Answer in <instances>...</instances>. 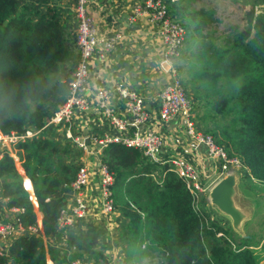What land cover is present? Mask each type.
<instances>
[{
	"label": "trees",
	"instance_id": "1",
	"mask_svg": "<svg viewBox=\"0 0 264 264\" xmlns=\"http://www.w3.org/2000/svg\"><path fill=\"white\" fill-rule=\"evenodd\" d=\"M193 8L187 14V28L196 32L193 86L202 81L215 94V112L233 114L228 123H217L221 138L215 140L241 158L246 175L264 184V9L255 12L251 3L245 22L217 44L219 36L211 32L214 12ZM77 59L74 36L52 0H0V131L40 127L68 95ZM56 136L53 130L51 136L41 134L17 144L30 193L15 157L8 152L0 157L1 196L7 207H21L18 214L26 223L38 218L31 198L41 211L39 232L11 240L14 264H47L46 252L53 264L62 261L55 249L45 248L44 237L58 234L56 220L78 168L73 161L83 150ZM101 160L114 175L112 197L127 218L118 236L125 245L123 264H140L149 253L163 257L164 264H264V236L252 243L250 235L232 233L197 203L171 163L150 162L138 149L116 142L105 145ZM75 226L80 228L76 232L66 229V264L75 259L107 264L97 245L103 228L90 221ZM0 264H9L1 251Z\"/></svg>",
	"mask_w": 264,
	"mask_h": 264
},
{
	"label": "built area",
	"instance_id": "2",
	"mask_svg": "<svg viewBox=\"0 0 264 264\" xmlns=\"http://www.w3.org/2000/svg\"><path fill=\"white\" fill-rule=\"evenodd\" d=\"M70 2L75 20L73 36L78 59L67 82L68 95L51 116L44 119L40 127L27 125L20 132L4 133L0 131V157L8 152L18 159L20 148L17 144L19 142L41 134L51 136L53 130L62 131L64 138L81 148L84 153L88 149L86 137L74 135L72 125L75 112L79 109H88L87 92L91 90L92 95L95 96L94 99L102 108L103 114L116 131L111 135L97 138L96 150L100 155L108 142H116L138 149L143 158L150 162L160 165L169 162L198 201L200 194L207 189L205 177L185 156L168 157L163 154L161 135L148 126V122L152 120L153 112L147 111L145 107L147 97L123 84L97 86L95 90L94 87H90L88 80L92 57L97 55L104 58L113 51L118 41V35H99L96 32L93 17L88 8V0H70ZM138 14H145L156 24V30L161 40L159 65L163 71L171 74L169 81L156 93L159 118L169 120L173 116H179V121L189 138L196 144L203 145L207 156L216 164L219 179L229 173L235 174L239 169L245 167L241 158L236 154L229 153L227 148L218 143L211 133L201 131L194 121L193 100L187 92L176 61L185 39L183 26L169 15L167 3L164 0H143L136 3L129 19L133 20ZM88 181L87 166L78 165L76 174L70 182V189L65 193V197L66 195L68 197L59 211L56 230L66 231L68 227L74 228L78 222H83L88 216L89 205L85 193ZM113 181V173L102 162L100 156L98 208L102 213L101 219L106 222L114 220L116 213L120 210L112 197ZM25 187L27 188V185ZM211 188L212 186L208 188L209 191ZM12 209L15 210L13 216H0V238L12 240L18 234L36 233L41 230V222L26 223L24 221L18 214L22 211L21 207H12ZM70 264H87V262L75 259Z\"/></svg>",
	"mask_w": 264,
	"mask_h": 264
},
{
	"label": "crops",
	"instance_id": "3",
	"mask_svg": "<svg viewBox=\"0 0 264 264\" xmlns=\"http://www.w3.org/2000/svg\"><path fill=\"white\" fill-rule=\"evenodd\" d=\"M142 1L88 0V8L93 17L96 32L99 35H118V41L113 51L104 58H100L97 55L92 57L88 80L90 87H94L95 90L97 86L123 84L147 97L145 107L147 111L153 112L152 120L148 122V126L161 135L163 154L168 157L183 155L195 164L196 168L205 177L206 182H208L211 174H216L218 181L219 171L216 164L207 156L203 145H198L189 138L179 121V116L164 120L159 118L157 114L158 102L156 93L169 81L171 74L163 71L159 65L161 40L156 30V24L145 14H138L133 20L129 19L133 6ZM164 1H172L173 3V0ZM52 4L56 6L66 28L72 30L75 20L70 0H52ZM178 59L179 57L176 59L179 70ZM87 93L89 107L88 109H79L75 112L72 125V133L86 137L88 144V149L83 155L73 161L77 165H86L89 171V181L85 187L89 213L84 221H91L103 228L104 235L98 238L97 245L99 251H104V255L107 257V264H123L125 261V245L120 240L119 243L117 241L112 243V240H114L115 236L118 237V230L123 227L127 218L119 210L114 220L103 221L101 219L102 213L98 208V179L101 155L96 150L98 146L96 140L99 137L111 135L115 129L103 114L102 108L94 99L95 96L92 95V91L89 90ZM56 138L64 139L62 131L59 130L57 132ZM17 166L23 176L24 185H26L25 181L28 178L25 177L19 162ZM3 181L4 178L0 177V213L2 216L11 217L15 214V210L8 208L7 199L1 196ZM66 197L68 196L66 195ZM232 200L241 213L237 224L239 226L251 216L252 206L246 208V206L239 204L235 199L232 198ZM34 207L37 212L38 223H40L41 211L37 209L36 200H34ZM233 227L235 228L236 226ZM79 229L76 227L72 228L75 232ZM56 231H58V234H50L44 237V245L46 249L48 247L55 249L57 256L61 257L62 261L57 264H66L64 260V255L67 251L66 231ZM108 240L111 241L110 244H108ZM10 242L11 239L0 238V250L7 255L9 264H14L9 251ZM46 256L47 262L52 263L48 252H46Z\"/></svg>",
	"mask_w": 264,
	"mask_h": 264
},
{
	"label": "rangeland",
	"instance_id": "4",
	"mask_svg": "<svg viewBox=\"0 0 264 264\" xmlns=\"http://www.w3.org/2000/svg\"><path fill=\"white\" fill-rule=\"evenodd\" d=\"M169 7V15L176 21L180 22L185 30V38L183 47L179 56V73L186 85L187 92L191 99L193 100V118L196 125L201 131L206 130V132L211 133L215 139L221 138L220 129L218 124L228 123L232 118L233 114H221L215 112V106L213 104V98L215 94L211 95L209 89H205L201 84L195 83L192 78V68L191 64L193 61V48L196 39V32L189 30L187 28L188 23V11L191 8L204 7L207 10H212L214 12V21L211 23V32L219 36L215 39L217 44L222 42V38H226L228 34H231L233 28L237 25H241L245 22L243 15L245 11L250 8L251 3H254L255 12H260L264 9V1L257 0H173L167 1ZM172 3V4H171ZM193 8V9H194ZM70 36L73 35L72 30L68 29ZM221 80L216 83L220 86ZM233 113V112H232ZM218 123V124H217ZM224 144V143H223ZM246 169H239L235 173V186L232 194V198L239 204L246 206V208L251 207V216L246 219V221L237 225L239 220L233 221L231 216L221 211L215 204L211 202V197L209 194V187L213 186L217 181L216 174H211L206 182V191L200 194L198 203L202 204L212 216L220 218L222 223L226 224L232 233L239 235H250L251 242L256 243L258 240L261 242V237L264 236V184L258 182L255 179H251L246 175ZM245 212V211H244ZM242 221V220H241ZM234 222V224H232ZM233 226H236L235 228ZM123 228V227H122ZM122 228L119 231H122ZM101 240V238H100ZM119 243L118 237L115 236L112 243ZM108 240V244H110ZM124 245V244H123ZM253 247V245H251ZM256 250V249H254ZM258 251V250H256ZM70 252V250L68 251ZM103 254L104 251L101 250ZM158 254H146L144 257L139 259L140 264H164L163 257L158 258ZM159 256V255H158ZM263 258L260 259V261ZM54 263V260H51ZM90 262V261H89ZM47 262V264H52ZM131 264H138L132 262Z\"/></svg>",
	"mask_w": 264,
	"mask_h": 264
},
{
	"label": "water",
	"instance_id": "5",
	"mask_svg": "<svg viewBox=\"0 0 264 264\" xmlns=\"http://www.w3.org/2000/svg\"><path fill=\"white\" fill-rule=\"evenodd\" d=\"M235 175L229 173L220 178L211 188L209 194L211 202L221 211L230 215L234 221L239 220L241 213L236 208L232 200L234 191Z\"/></svg>",
	"mask_w": 264,
	"mask_h": 264
},
{
	"label": "clouds",
	"instance_id": "6",
	"mask_svg": "<svg viewBox=\"0 0 264 264\" xmlns=\"http://www.w3.org/2000/svg\"><path fill=\"white\" fill-rule=\"evenodd\" d=\"M166 2V1H165ZM169 7V5H168V3H167V8ZM185 40H186V38H185ZM183 47V46H182ZM181 50H182V48H181ZM181 53V52H180ZM179 56H180V54H179ZM178 56V57H179ZM177 57V58H178ZM13 156V155H12ZM13 157H15V156H13ZM15 161H16V163H20V160H19V158L18 159H15ZM159 172H160V170H159ZM26 177V176H25ZM24 182V181H23ZM29 184H30V182H29ZM25 186V185H24ZM30 188H31V184H30ZM28 191H29V193H30V189L28 188V186H27V188H26ZM31 192H32V188H31ZM210 192V191H209ZM33 194V193H32ZM34 196V195H33ZM30 198H31V196H30ZM35 198V197H34ZM34 198H31L32 199V201L34 202V200H36V199H34ZM37 221H38V218H37ZM1 251V250H0Z\"/></svg>",
	"mask_w": 264,
	"mask_h": 264
}]
</instances>
